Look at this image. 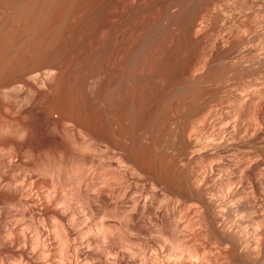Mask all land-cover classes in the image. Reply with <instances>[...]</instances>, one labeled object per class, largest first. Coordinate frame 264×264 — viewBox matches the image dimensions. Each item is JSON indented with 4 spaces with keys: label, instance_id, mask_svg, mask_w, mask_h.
<instances>
[{
    "label": "rangeland",
    "instance_id": "obj_1",
    "mask_svg": "<svg viewBox=\"0 0 264 264\" xmlns=\"http://www.w3.org/2000/svg\"><path fill=\"white\" fill-rule=\"evenodd\" d=\"M43 68L55 74L51 90L41 94L36 112L21 120L33 140L47 111L69 112L106 147L117 153L125 147L137 167L187 192L189 135L196 127L201 146L212 138L224 140V146L210 143L218 147L214 152L221 149L219 155L230 159L223 157L226 162L243 156L247 149L242 147L257 149L264 170V0H0V87ZM128 107L140 112L132 127L107 117L109 111ZM12 121L0 97V124ZM201 161L203 169L208 163ZM17 173L15 187L21 181V188L31 187L26 176L22 180L25 174ZM123 176L126 181L118 184L123 177L115 176L117 187L111 189L127 188L129 201L141 197L134 193L137 183L130 173ZM40 184L51 188L53 183ZM138 184V189L148 185L144 179ZM219 199L222 209L236 204L232 194ZM13 208H7L12 215L24 210ZM22 212L10 218L29 236L33 230L23 226L29 216Z\"/></svg>",
    "mask_w": 264,
    "mask_h": 264
},
{
    "label": "bare ground",
    "instance_id": "obj_2",
    "mask_svg": "<svg viewBox=\"0 0 264 264\" xmlns=\"http://www.w3.org/2000/svg\"><path fill=\"white\" fill-rule=\"evenodd\" d=\"M54 75L51 68H43L40 73L33 72L0 87L6 114L13 118L11 125L0 124L1 264H51L52 261L56 264L58 261L59 264H264V170L257 149L242 147L247 149L243 156L226 162L229 158L224 155L228 159L223 160L218 153L221 149L216 155L213 148L221 139L215 143L212 138L215 145L207 140L209 143L201 146L202 141L194 133L197 128L192 127L189 173L186 170L191 189L181 192L137 167L125 147L120 153L111 147L116 153L110 151L107 143L103 144L75 122L69 112L47 111L33 140L29 127H23L21 120L36 112L41 94L51 90ZM139 115L138 110L129 107L107 113L110 120L118 118L129 125ZM52 150L59 154L54 156ZM203 160L208 164L202 169L199 161ZM111 168L117 179L123 177L116 180L117 184L123 182L121 179L126 181L123 175L127 173L137 184L143 179L147 181V187L146 183L141 189H138L140 183L135 185L133 192H140L141 197L133 193L135 198L130 196L132 200H126L129 191L127 186L126 190L122 188L123 183L121 191L111 189L116 178L109 173ZM105 169L108 172L102 174ZM16 172L24 173L22 180L27 177L31 187L36 186L37 192L42 193L45 206L40 193L29 189L28 183L25 185L28 189L21 188L25 184L22 181L15 187ZM47 180L52 181L51 188L40 184ZM125 181L124 184L128 183ZM132 184L129 186L133 189ZM229 194L236 204L230 207L226 202L229 207H223L224 211L219 198L222 200ZM16 206L23 207L20 212L26 210L22 213L29 219L23 215L28 220L23 221L21 216V221L25 222L23 226L27 223L24 230H33V238L11 221L10 217L20 213ZM8 207H15L13 210L18 213L14 211L12 215ZM51 233L53 238L46 237Z\"/></svg>",
    "mask_w": 264,
    "mask_h": 264
}]
</instances>
